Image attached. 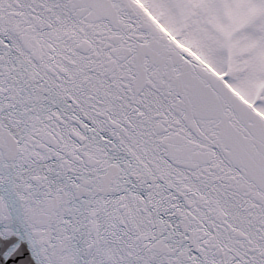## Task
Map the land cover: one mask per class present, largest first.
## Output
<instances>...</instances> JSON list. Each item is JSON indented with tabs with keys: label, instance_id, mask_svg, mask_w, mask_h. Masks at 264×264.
Here are the masks:
<instances>
[{
	"label": "snow or ice",
	"instance_id": "snow-or-ice-1",
	"mask_svg": "<svg viewBox=\"0 0 264 264\" xmlns=\"http://www.w3.org/2000/svg\"><path fill=\"white\" fill-rule=\"evenodd\" d=\"M0 264H264V0H0Z\"/></svg>",
	"mask_w": 264,
	"mask_h": 264
}]
</instances>
